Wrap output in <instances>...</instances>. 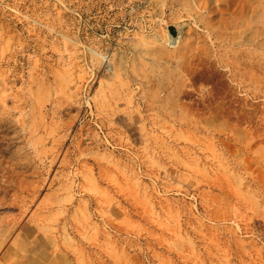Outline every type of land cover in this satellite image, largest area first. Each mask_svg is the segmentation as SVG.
Masks as SVG:
<instances>
[{
  "label": "rangeland",
  "instance_id": "obj_1",
  "mask_svg": "<svg viewBox=\"0 0 264 264\" xmlns=\"http://www.w3.org/2000/svg\"><path fill=\"white\" fill-rule=\"evenodd\" d=\"M0 264H264V0H0Z\"/></svg>",
  "mask_w": 264,
  "mask_h": 264
},
{
  "label": "water",
  "instance_id": "obj_2",
  "mask_svg": "<svg viewBox=\"0 0 264 264\" xmlns=\"http://www.w3.org/2000/svg\"><path fill=\"white\" fill-rule=\"evenodd\" d=\"M169 32L173 40L178 37V29L175 26H169Z\"/></svg>",
  "mask_w": 264,
  "mask_h": 264
}]
</instances>
